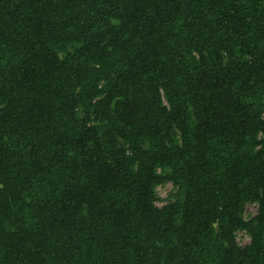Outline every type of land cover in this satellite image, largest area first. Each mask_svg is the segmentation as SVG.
<instances>
[{
    "label": "trees",
    "instance_id": "1",
    "mask_svg": "<svg viewBox=\"0 0 264 264\" xmlns=\"http://www.w3.org/2000/svg\"><path fill=\"white\" fill-rule=\"evenodd\" d=\"M0 264H264V0H0Z\"/></svg>",
    "mask_w": 264,
    "mask_h": 264
},
{
    "label": "rangeland",
    "instance_id": "2",
    "mask_svg": "<svg viewBox=\"0 0 264 264\" xmlns=\"http://www.w3.org/2000/svg\"><path fill=\"white\" fill-rule=\"evenodd\" d=\"M175 192L171 183H165L156 188V194L158 197V201L156 205L161 207L167 204L171 200V195ZM256 213L255 205H247L245 209L244 217L245 219H249ZM236 240L239 245L245 246L249 242L248 236L244 232H238L236 235Z\"/></svg>",
    "mask_w": 264,
    "mask_h": 264
}]
</instances>
